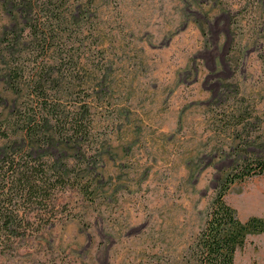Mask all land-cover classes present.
Listing matches in <instances>:
<instances>
[{
	"label": "rangeland",
	"instance_id": "rangeland-1",
	"mask_svg": "<svg viewBox=\"0 0 264 264\" xmlns=\"http://www.w3.org/2000/svg\"><path fill=\"white\" fill-rule=\"evenodd\" d=\"M93 7L104 45L94 36L85 49L109 84L96 130L119 147L111 190L94 202L58 192L56 217L1 246L0 264H199L190 245L223 172L238 148L264 151V0ZM225 199L242 220L264 217V175ZM235 264H264V233L248 236Z\"/></svg>",
	"mask_w": 264,
	"mask_h": 264
},
{
	"label": "trees",
	"instance_id": "trees-1",
	"mask_svg": "<svg viewBox=\"0 0 264 264\" xmlns=\"http://www.w3.org/2000/svg\"><path fill=\"white\" fill-rule=\"evenodd\" d=\"M93 6L0 0V247L55 218L58 192L76 188L94 202L111 190L112 149L119 147L96 130L94 109L109 84L85 49L94 36L97 49L104 45ZM257 175H264V151L238 148L190 245L192 260L235 264L248 236L264 233L263 216L242 220L225 199L233 183Z\"/></svg>",
	"mask_w": 264,
	"mask_h": 264
}]
</instances>
